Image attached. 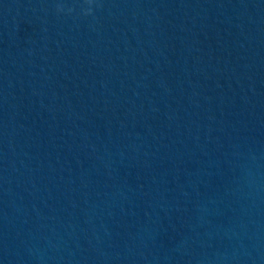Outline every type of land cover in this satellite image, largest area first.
I'll use <instances>...</instances> for the list:
<instances>
[{"label": "water", "instance_id": "water-1", "mask_svg": "<svg viewBox=\"0 0 264 264\" xmlns=\"http://www.w3.org/2000/svg\"><path fill=\"white\" fill-rule=\"evenodd\" d=\"M0 264H264V0H0Z\"/></svg>", "mask_w": 264, "mask_h": 264}]
</instances>
